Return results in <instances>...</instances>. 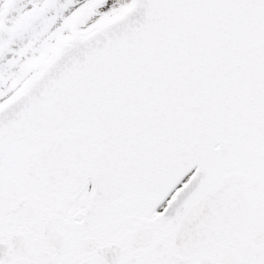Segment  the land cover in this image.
<instances>
[{"label": "snow or ice", "instance_id": "snow-or-ice-1", "mask_svg": "<svg viewBox=\"0 0 264 264\" xmlns=\"http://www.w3.org/2000/svg\"><path fill=\"white\" fill-rule=\"evenodd\" d=\"M0 264H264V0H0Z\"/></svg>", "mask_w": 264, "mask_h": 264}]
</instances>
